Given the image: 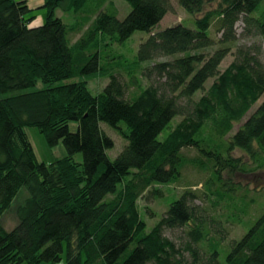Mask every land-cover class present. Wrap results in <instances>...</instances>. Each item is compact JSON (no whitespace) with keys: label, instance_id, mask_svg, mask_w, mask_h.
Masks as SVG:
<instances>
[{"label":"trees","instance_id":"trees-1","mask_svg":"<svg viewBox=\"0 0 264 264\" xmlns=\"http://www.w3.org/2000/svg\"><path fill=\"white\" fill-rule=\"evenodd\" d=\"M89 1L44 0V22L29 26L34 14L26 0H0V93L32 87L37 80L44 84L0 98V217L21 187L27 191L14 206L16 225L7 230L0 223V264L56 262L64 243L63 264H264V209L230 241L221 261L224 226L201 214L190 187L148 230L138 204L145 192L157 197L158 185L179 179L183 147L195 148L211 163L210 181L219 182L226 196L234 189L222 171L246 170L241 158L230 154L234 148L256 163L251 170L264 168V99L247 115L264 92V0H217L211 8L207 0H179L195 15L193 24L158 30L170 9L167 0H125L130 9L122 18L112 6L99 5L102 0L89 11ZM56 8L71 11L75 24L56 16ZM238 20L242 35L258 36L260 42L238 43ZM213 26L220 33L217 40L210 34ZM136 30L148 36L138 46L135 64L116 65L126 69L136 91L127 94L115 66L116 74L109 73L102 90L93 94L81 77L106 73L98 51H90L99 44L96 36L122 41ZM216 42L218 47L207 50ZM232 49L233 59L220 70ZM162 56L167 58L154 61ZM136 72L149 84L140 87ZM72 77L79 79L65 81ZM173 117L179 119L161 135ZM71 121L77 122L75 131ZM102 124L126 140L113 160L107 155L113 140ZM25 126H36L50 146L61 140L67 154L39 161ZM213 140L228 144L218 147ZM76 152L81 162L74 160ZM182 227L187 240L181 246L163 234ZM202 241L211 246L208 252H200Z\"/></svg>","mask_w":264,"mask_h":264},{"label":"rangeland","instance_id":"rangeland-1","mask_svg":"<svg viewBox=\"0 0 264 264\" xmlns=\"http://www.w3.org/2000/svg\"><path fill=\"white\" fill-rule=\"evenodd\" d=\"M26 1L28 5L33 8L31 13L34 14V16L28 23L29 26H36L43 23L47 14L46 8L42 6L44 0ZM167 1L169 2L170 9L159 21L156 30L164 28L166 26L174 25L179 22L189 26L193 24L195 15L188 13L181 6L179 0ZM97 3L98 0H90L85 4V6L89 11H92ZM216 3L217 0H207L206 6L207 8H211L215 6ZM99 5H107L106 7L112 6L114 10L113 8H108L107 10L110 12L116 11V15L119 18L124 17V15H126V13L130 9L129 4L125 0H102ZM54 13L56 16L61 17L63 21L68 25H74L75 21L77 20L75 15L71 11H63L60 8H56ZM235 27L238 43L249 44L252 42H260V37L258 36L251 37L242 35L243 23L241 20H238L236 22ZM210 34L215 38V40H217V38L220 36V33L215 31L214 26L211 28ZM79 35L80 31L75 32V34L73 33L70 36L71 41H74ZM147 36L148 33L142 30L134 31L128 38L122 41H118L110 35L103 34L101 36L100 34H98V36H96L99 40V44H96V46L92 45L90 51L94 48L98 51L99 65L106 70V73L84 74L81 77V79L86 80L87 86L93 94H96L102 90L103 86L109 79V73L116 74V69L119 70L123 81L127 83V94L130 95L136 91L137 84H134L130 81V76L128 75L129 73L126 71V69L122 67L119 68L116 65L118 62L127 66L134 65L138 46L140 42ZM218 46L219 44L218 42H216L207 50L212 51ZM262 50L264 52V45H262ZM233 51L234 49H232V51L223 58L219 66L220 70L224 69L233 59ZM165 58L167 57H158L154 59V61L164 60ZM115 66L117 67L116 69ZM136 75L138 81L140 82V87L149 84V81L146 78H143L138 73ZM78 79L79 77H72L65 81H73ZM211 82L212 78L208 79L205 83V87H208ZM42 87H44L43 82L41 80H37L36 84L32 87L0 93V98L11 95L13 93H18L20 91H28L32 89H39ZM199 94L200 93H196L195 97H197ZM263 99L264 92L252 105L247 115L252 110H254ZM178 119L179 117H173L168 125L163 129L161 135L166 134L169 130V127L172 126ZM122 125L124 126L123 123ZM238 125V123L234 125L233 129H231V132H229L230 135L237 129ZM101 126L113 140V147L107 150L108 157L113 160L120 152L126 140L115 128L107 126L106 124H102ZM69 128L71 131H75L77 129V122H69ZM24 131L39 161L50 163L54 159L63 157L67 154L66 148L61 140H59L57 144L50 146L46 142L44 135L36 126H25ZM204 134L205 137L209 134L208 128L204 129ZM213 143L215 145L217 144L218 147L220 146L218 143H220L222 147L228 144V141L213 140ZM181 153L185 158V164L181 168V175L179 179L174 183L158 185L159 189L161 190V195H157V197L148 195L149 193L147 192L146 194L145 192V194H143V196L138 200L141 215L147 223V230L150 229V227H152L164 213L169 203L172 200L176 199L185 189L190 187L197 194V196L193 200V203L199 207L201 214L206 216V218L209 220L212 218L220 219L222 225L224 226L225 231L223 233V240L220 242V247L223 248V251H221L219 256V259L223 261L225 258V253L230 248V241L238 239L244 232H246V230L253 224L254 219L264 209V168L256 167L251 170L252 167H255L256 163L251 162L243 151L238 148H234L230 152V154L234 157L241 158L240 166L242 169L246 170H240L232 174L227 172V170L222 171L221 177L223 178L224 182H226L227 185L230 184L234 189V191H230L229 195L226 196L223 190H218L220 188V186L218 185L219 182L210 181L211 179L213 180L212 166L211 163L203 155H201L193 147H183L181 149ZM73 158L75 161L81 162L82 154L80 152H76L73 155ZM209 191L214 192V194H210ZM221 193L224 194V196H220ZM26 196V189L24 187H21L17 192V195L13 199L11 207L1 215L0 223L5 229L10 230L16 225L17 218L14 213V206L18 202H22ZM186 230L187 227L173 229L166 228L164 229L163 234L174 240L177 246H181L182 243L187 240V236L185 233ZM211 235L213 236V238H217L219 236L214 233V230L211 231ZM197 246L202 253L204 250H207L208 252L211 248L208 242L205 241L199 242ZM185 256L188 257V254L186 252ZM60 257L61 259L59 261H41L39 264H63L66 257L65 243Z\"/></svg>","mask_w":264,"mask_h":264}]
</instances>
